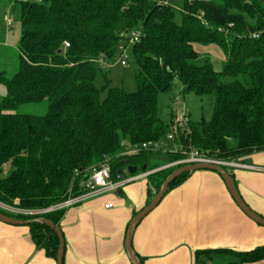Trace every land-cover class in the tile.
Segmentation results:
<instances>
[{
    "label": "trees",
    "instance_id": "1",
    "mask_svg": "<svg viewBox=\"0 0 264 264\" xmlns=\"http://www.w3.org/2000/svg\"><path fill=\"white\" fill-rule=\"evenodd\" d=\"M181 13L177 23L166 0L21 1L19 70L10 78L0 72L7 88L0 98L1 203L37 210L78 196L83 190L76 172L99 166L105 155L114 181L126 178L130 165L137 166L136 173L146 171L152 150L128 155L126 148L159 141L169 130L178 147L169 152L171 162L193 148L226 160L264 151V0H183ZM133 33L138 39L129 47L138 67L137 90L110 87L102 99L95 85L97 63L121 56L120 47ZM201 45L221 49L220 70L209 53L200 52ZM175 79L186 93L214 95L210 120L170 125L160 118L159 96ZM44 99L45 115L17 112ZM181 165L148 175L149 185L157 192ZM0 211L59 225L66 209L37 215ZM28 227L37 247L56 259V233L40 223ZM218 254L232 255L229 264H264V245L199 249L195 264H211Z\"/></svg>",
    "mask_w": 264,
    "mask_h": 264
},
{
    "label": "crops",
    "instance_id": "2",
    "mask_svg": "<svg viewBox=\"0 0 264 264\" xmlns=\"http://www.w3.org/2000/svg\"><path fill=\"white\" fill-rule=\"evenodd\" d=\"M178 148V147H177ZM177 151H166L169 152ZM237 187L244 201L264 217V151L236 159ZM164 165L153 169L166 168ZM150 170V168H148ZM156 191L148 177L130 182L68 208L59 226L65 239L64 264H132L125 239L135 213ZM107 204H111L108 208ZM264 245V226L249 218L230 195L221 176L210 170L190 174L169 189L158 206L138 224L133 251L142 264H195V251L224 248L247 251ZM216 255L211 264H229ZM0 264H57L37 247L28 226L0 221Z\"/></svg>",
    "mask_w": 264,
    "mask_h": 264
},
{
    "label": "rangeland",
    "instance_id": "3",
    "mask_svg": "<svg viewBox=\"0 0 264 264\" xmlns=\"http://www.w3.org/2000/svg\"><path fill=\"white\" fill-rule=\"evenodd\" d=\"M21 1L22 0H0V72L10 78L18 70L20 64L19 45L21 40ZM172 5L175 12V21H182L183 0H166ZM200 52L209 53L214 67L217 70L222 68L223 53L216 46H198ZM127 56V58H126ZM122 59L127 61L125 65L121 64V56L107 63H97V76L95 80L96 87L100 90L101 98L107 96L108 88L119 87L127 91L137 90L136 73L138 67L135 63L131 48L128 47L126 54ZM7 94V88L4 83L0 82V98L3 99ZM160 118L171 125V120H177V117L184 112L188 119L192 122H200L201 120H210L212 117L215 98L213 94L197 95L195 93H186L183 91V85L175 79L171 90L162 93L158 101ZM49 110V101L44 99L41 102H30L19 106L17 112L29 113L35 115H45ZM173 118V119H172ZM167 134H172L169 130ZM166 134V135H167ZM161 144L165 150L150 151L148 157V168L159 167L170 161V156L166 151H174L177 144L172 137L167 139L166 136L161 139ZM232 173L233 167H227ZM142 170L139 169V172ZM138 172V173H139ZM4 211H7L3 209ZM26 210V209H24ZM11 213L10 211H7Z\"/></svg>",
    "mask_w": 264,
    "mask_h": 264
},
{
    "label": "built area",
    "instance_id": "4",
    "mask_svg": "<svg viewBox=\"0 0 264 264\" xmlns=\"http://www.w3.org/2000/svg\"><path fill=\"white\" fill-rule=\"evenodd\" d=\"M259 35L260 34L255 33L253 34V37L257 38L259 37ZM137 39H138V34L133 33L129 44L126 46L123 45L120 47V49L122 50V55H121L122 65H125L127 63V61L122 59V56L126 54V50L128 49L129 45L132 44ZM66 45H68V43H66ZM176 121L177 123L184 125L188 123L189 119L187 115L184 112H182V114H180L177 117ZM172 137H173V132L172 134L166 135L167 139H171ZM143 149H151L155 151L163 150V149L165 150L164 146L161 144V140H159V141H149V142H145V143L138 144V145L128 146L124 153L128 155L137 154ZM107 159H108V156L105 155V159L99 166L93 169H88L82 173L78 171L76 172V175L77 176L79 175L81 178L79 187L81 188V190H83V192H81L78 196L71 195L64 202L56 204V205H52L51 207L46 208V209L24 210V209L15 207V206H9L1 202H0V208L2 210L5 209L7 211H10L11 213H14V214L20 213V214H25V215H37V214H43V213L55 211L58 209H63V208L65 209L75 203L81 202L88 198H91V197H94V196H97V195H100L106 192H110V191H115V192L119 191L126 184L142 179V178H145V177H148V175L156 172L157 170H160V169H150V170H146V171L134 173V174H130L129 172H126V178L119 180V181H114L111 178V167ZM198 162H210V163L222 165L226 168L227 167L234 168V167L241 166V164L238 163L236 160H226V159L211 157V156H208L202 153L198 149L193 148L186 154V156L183 159L172 162L168 167L179 165V164H190V163H198ZM109 206H111V204L106 205L107 208Z\"/></svg>",
    "mask_w": 264,
    "mask_h": 264
},
{
    "label": "water",
    "instance_id": "5",
    "mask_svg": "<svg viewBox=\"0 0 264 264\" xmlns=\"http://www.w3.org/2000/svg\"><path fill=\"white\" fill-rule=\"evenodd\" d=\"M143 169H146V165L143 166ZM199 170H210V171H214L218 173L223 179V181L225 182V185L230 195L235 200L238 207L249 218L257 222L258 224L264 226V217L256 213L244 201L243 197L241 196L239 192V189L237 187L233 174L230 173L226 167L219 165V164L210 163V162H198V163L184 164L174 169L166 177V179L163 181L162 185L160 186L159 190L155 193V195L149 201V203L143 209L138 211L131 219L127 232H126L125 248H126L127 254L132 264H142L141 261L136 257L133 251V246H132L133 235H134L135 229L138 226V224L142 221V219L145 216H147L153 209H155L158 206V204L161 202V200L163 199L167 191L170 189L169 185L171 182H173L177 177H179L185 172L193 173ZM127 171L130 174H134L137 172V166L130 165L127 168ZM0 221L5 222L7 224H11V225H16V226H28L33 223H40V224L46 225L49 228H51L59 238V246H58V251H57L56 262L57 264H64L65 239H64L61 227L59 225H56L54 222H52L51 220L45 217H38V218H33V219H20L14 216L7 215L1 211H0Z\"/></svg>",
    "mask_w": 264,
    "mask_h": 264
}]
</instances>
